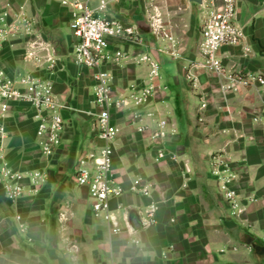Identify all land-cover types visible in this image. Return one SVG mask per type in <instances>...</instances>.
Returning a JSON list of instances; mask_svg holds the SVG:
<instances>
[{
	"label": "crops",
	"instance_id": "crops-1",
	"mask_svg": "<svg viewBox=\"0 0 264 264\" xmlns=\"http://www.w3.org/2000/svg\"><path fill=\"white\" fill-rule=\"evenodd\" d=\"M238 5L239 22L245 6L261 10L243 27L242 43L222 48L219 58L230 72L264 77L262 0H238ZM5 11L11 21L25 16L34 34L11 39L0 50V67L14 79L33 73L51 80L65 127L57 155L47 159L37 138L36 111L26 103L12 107L7 119L9 139L0 150V264H264V87L255 83L224 94L221 79L192 68V63L200 60L201 27L207 16L203 4L128 0L115 9L124 25L137 27L138 21L145 20L150 29L151 16L158 14L180 55L174 59L160 52L167 42L143 36L151 31L138 30L136 44L109 40V60L104 68L112 78L115 99L148 81V66L139 64L143 56H152L161 68L167 57L177 65L165 85L158 82L147 111L154 109L169 119L174 136L168 148L179 156L178 162H156L149 135L136 132L132 112L114 115L120 129L114 176L126 189L121 198L111 202L119 234L110 232L100 218L104 216L95 215L88 189L74 183L79 160L102 143L93 138V124L100 111L94 100L96 71L75 63L74 36L64 40L67 31H72L71 14L51 0H0V15ZM48 34L57 36L67 52L59 60L56 57L52 74L46 64L27 58L30 42L45 43L53 50ZM203 99L207 109L199 112ZM215 156L231 163L238 176L232 189L243 210L239 216L224 201L220 182L212 175ZM5 163L25 177L41 171L47 182L36 194H28L32 186L26 180L24 199L13 205L3 188ZM138 177L154 182L151 198L128 190ZM150 203L159 207L157 223L131 232L126 217L141 216ZM15 215L23 217V224L13 219Z\"/></svg>",
	"mask_w": 264,
	"mask_h": 264
},
{
	"label": "built area",
	"instance_id": "built-area-1",
	"mask_svg": "<svg viewBox=\"0 0 264 264\" xmlns=\"http://www.w3.org/2000/svg\"><path fill=\"white\" fill-rule=\"evenodd\" d=\"M51 1L58 3L71 14V28L75 38L72 54L75 63L96 71L94 100L100 111L93 124V138L102 144L97 150L88 152L79 160L74 183L80 188L88 189L95 215H103L110 232L119 234L121 229L113 215L111 202L121 198L126 189L117 183L114 176L115 146L120 134V129L114 122L115 113L132 112L136 132L148 134L156 145V162L179 160V156L168 148V143L174 136L170 122L160 117L158 112L147 111L159 88L158 82L162 80L161 65L152 56H143L139 64L148 66V81L132 87L128 95L115 99L111 87L112 78L104 68L109 60V40L114 38L131 44L139 42L137 27L124 25L121 15L115 12L117 7L128 0ZM92 4L97 5L92 8ZM262 4L264 6V0ZM203 9L207 16L201 27V41L198 47L200 60L192 63V68L206 71L221 79L223 82L220 88L224 94L238 92L255 83L264 87L263 76L230 72L219 58L222 48L238 46L244 39L243 27L239 22L238 0H204ZM32 34H34L32 23L25 16L11 21L9 12L5 11L0 15V50L11 39L18 36L30 37ZM151 34L157 40L167 42V46L161 48L160 52L174 59L180 58L177 43L164 29L158 14L151 16ZM28 45L30 50L27 58L37 64H46L47 72L54 73L57 58L50 45L42 42H30ZM189 76L196 81L194 76L190 74ZM19 103H26L36 111V133L41 152L45 158L53 159L61 147L65 127L53 83L49 79L36 77L33 73L14 79L0 67V150L9 139L8 116L13 105ZM207 105L203 99L199 112L206 110ZM185 172L188 174L190 170L186 168ZM212 175L220 182L223 199L228 207L238 216L241 215L243 210L238 201V194L232 189V184L238 176L231 163L221 156H215L212 161ZM1 176L5 196L13 205L24 199L27 193L24 183L26 180L32 186L28 194H36L37 188L47 182V175L41 171H35L29 177H25L13 170L8 163L3 165ZM154 188L151 179L138 177L128 190L132 194L151 198ZM158 210L156 203H150L141 214L146 228L157 223ZM13 219L23 224L21 215H15ZM21 227L26 231L23 225Z\"/></svg>",
	"mask_w": 264,
	"mask_h": 264
},
{
	"label": "water",
	"instance_id": "water-1",
	"mask_svg": "<svg viewBox=\"0 0 264 264\" xmlns=\"http://www.w3.org/2000/svg\"><path fill=\"white\" fill-rule=\"evenodd\" d=\"M191 3L203 4V0H189ZM261 10L258 6H245L241 13L240 26L244 27L259 11ZM137 29L143 33H149L151 31L149 25L145 20L137 22ZM49 35V43L53 46V54L55 57L61 58L66 56V48L63 42L55 35ZM131 232H138L146 227L142 217L139 214L128 215L126 217Z\"/></svg>",
	"mask_w": 264,
	"mask_h": 264
},
{
	"label": "rangeland",
	"instance_id": "rangeland-1",
	"mask_svg": "<svg viewBox=\"0 0 264 264\" xmlns=\"http://www.w3.org/2000/svg\"><path fill=\"white\" fill-rule=\"evenodd\" d=\"M97 4H92V8L96 7ZM204 13L206 14V11H204ZM144 37L148 36L150 37L151 36V40H152V34H147V35H143ZM68 37H73V31H67V34L65 35V38L64 40L67 41ZM69 48V44L67 43V49ZM69 51V50H68ZM60 58H58L57 60H59ZM170 59V58H169ZM168 59V57L166 58V61H167V64L166 66H164L163 68H161V77H162V80H161V84L162 85H165L166 82H168L169 78L171 75H174V73L177 71V65L176 64H173V63H176V62H170V60ZM162 67V65H161ZM152 112H155L154 109H151ZM164 119L168 120L169 119L167 117H165ZM150 141V140H149ZM150 144V152L153 153V150L156 148V145L150 141L149 142ZM103 216V215H102ZM102 220H105L104 217H100ZM105 222V221H104Z\"/></svg>",
	"mask_w": 264,
	"mask_h": 264
}]
</instances>
